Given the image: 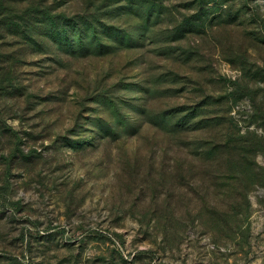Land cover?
I'll return each instance as SVG.
<instances>
[{
    "label": "rangeland",
    "instance_id": "rangeland-1",
    "mask_svg": "<svg viewBox=\"0 0 264 264\" xmlns=\"http://www.w3.org/2000/svg\"><path fill=\"white\" fill-rule=\"evenodd\" d=\"M0 264H264V0H0Z\"/></svg>",
    "mask_w": 264,
    "mask_h": 264
}]
</instances>
